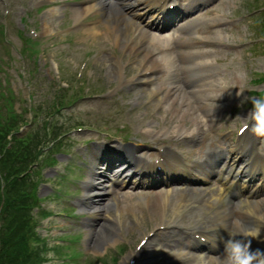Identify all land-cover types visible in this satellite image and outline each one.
<instances>
[{
    "label": "rangeland",
    "instance_id": "374dc122",
    "mask_svg": "<svg viewBox=\"0 0 264 264\" xmlns=\"http://www.w3.org/2000/svg\"><path fill=\"white\" fill-rule=\"evenodd\" d=\"M21 1L22 2L19 4L26 5L27 3H31L32 5H34L33 7H35L37 3V1L33 0ZM53 1H55L58 6H55ZM250 2L251 0H215V3L208 8V12L221 11L224 14H227V11L233 12L236 14L237 20H243V18H248V20L245 21L244 24L237 25L235 28H232V26L229 25L225 26V29L230 30L226 32L237 31L239 35L235 33L234 38L236 40L241 39V41H239L241 43L240 46L231 50L228 56L226 57L229 60L227 61L228 65L225 66L227 67L229 72H231L233 68L243 69L240 73L232 74L235 79L238 80L237 82L228 81L226 78H231V80L234 79V77H229L228 75L223 78V81L228 83L225 84L226 88L228 89L225 93L226 95L224 99L220 100L224 109L223 111H220L221 115L219 119L220 123L225 125H228L230 121L232 122L233 117H237L238 111H236L235 109L239 110L245 108V106H243L242 104L246 100L248 90H250L252 87L248 85L247 80L250 78L251 72L257 69L258 67L262 66L264 63V58L248 59L247 55L248 51H251L253 56H261V51L264 52V42L256 46H249L252 43V39L262 37V34L260 32H248L243 30L244 27L256 31L255 29L257 27L258 22L263 21L262 18H258L255 14L249 13L248 15H245L240 13L246 10V8H248L247 6ZM75 3H77L76 0H52V4L50 7H48V10H51L52 12L54 10L56 14H59V12L56 10L57 8H59L60 12L63 13L59 15L51 13L49 15H45L44 19L43 16H38V19L36 18L38 21L37 24H42L41 32L43 35L41 39H43L42 46L44 47V50L41 52V62L39 59L37 60V57L36 61L33 62L34 58L26 60V58H22L20 52L17 53V48L20 46V39L15 33L16 30L22 31L21 24L19 20H17L16 16L11 15L8 19H5V17H3V7L2 3L0 2V24H3L5 26L8 40L13 42L17 47L16 49L11 48L9 54H6V48L0 42V56H4L9 59V55L11 53L13 55L12 61H14V65L10 68V83L13 91L15 92V95L18 94V100L17 102H14V105L16 108H18V111L21 109V106H27V101L29 103L28 98H30L32 102L36 103L44 91L42 90L41 93L37 96H35L34 94L29 96L33 93L34 89L27 90L24 85V82H22V79H19L16 76V69L20 65L27 64L30 65V67H35L37 72H34L33 77L35 79L43 77L41 82L44 86L51 85L50 81H48L47 78V72L49 71L47 63L50 64V60H53L57 63L58 67L62 69V76L65 75V77L67 78L70 75L72 76V73L75 72L79 62L85 57H87L88 63L83 74H86V77L89 78V85L91 87L92 85H96L100 87L103 91L110 84L115 82V73H113L111 77L107 76L104 69H106L105 64H107V61H112V59L114 58L112 53L114 51H119L120 45H114L112 42V37H110L108 33L106 35H103V31H105L103 28V23L105 22V19H103V17L99 13H89L88 15H86L85 18H82L77 24H75L73 13ZM257 4L258 3L253 5ZM242 7H244V10H242ZM41 17L42 20L39 21V18ZM50 20H54V22L59 25L58 31L53 30V28L49 26ZM89 24H94L97 27L98 33L96 36L87 35V33L85 32L84 28ZM64 26H70V29L65 30L63 28ZM239 28L241 29L240 31L237 30ZM23 34L27 36L26 33L23 32ZM141 50L143 51L141 52ZM137 52H141L140 56L138 57L134 56ZM146 52L147 49H145L144 46L139 47V49L136 50L135 54H133L134 60L133 58L131 59V63L129 66L132 69H135L136 63H138L139 58L143 56ZM99 57L100 59L103 58L104 60L101 59L100 62L98 60ZM241 58L242 60H240ZM230 59L234 62L232 63ZM43 60H45V64L47 66L45 69L42 65ZM101 68H103L102 71ZM20 71L23 72L22 69H20ZM157 83H160V81ZM146 89V87L144 89H141L144 91V95ZM235 93L241 96L237 98ZM98 96L100 98H90L84 100L83 102H78L75 106L70 108V110H75L80 114H83V111L85 113H95L96 111H103V116L113 119L112 122L114 126L116 128H120V112L123 111L124 107L118 105L114 100L103 99L100 94H98ZM143 99L145 100L146 98L139 97L137 99V103H134L133 105H128L133 107L132 110H130V107L126 108V118L130 120L129 124L131 127L137 126L139 122L146 117V115H148L147 120H149L150 118L149 113L153 109V107L149 105H144L143 102H140ZM109 113H111L112 116ZM61 147H70L74 151H76L77 149L76 145L72 147L62 145ZM61 147H59L57 151H60ZM89 150H91V148L87 149L86 151ZM78 154V151H76V155H74V158L72 160L73 164L76 165V169L68 174L66 180H61L56 177V179H53L52 182H49L50 180L48 181L46 179L49 173V168H46L45 161H47L50 157V153L47 151L42 157L43 160L41 162L39 170L41 175L43 173L42 176L45 179L43 180V182H47L49 184V190L45 195L51 194L50 199L42 200V209H49L53 212V215L50 216L49 220L45 219L40 221L38 223V226L36 227V233H38L41 238L45 239L44 243L46 244L45 246H43L42 251V255L45 258L43 264H124V261L122 260L123 257L120 256L122 253L119 254L120 257L115 255L114 253H112L113 250L110 246L111 243H114L115 246L119 245V231L117 232V242H113L111 239H106L105 237L104 239H101L99 237L97 241L99 244V248L97 250L93 249V247L90 246L91 241L86 238L87 227L92 222V220L84 214V211L87 208L84 205L82 194L84 193L83 190L85 185L83 181H85V179H87L89 175V164L86 161L85 167H83L82 169L78 168V166H81L80 160H84L83 155L78 156ZM59 167L61 166H55L54 170L58 171V173H62L63 168ZM75 174L76 176L74 177V179H76V181L78 182L77 184L73 183V181L70 180ZM54 175H57V173H55ZM79 178L83 180L80 181L78 180ZM160 187L161 185L157 184L154 185V187L151 189L142 191H152L153 189H159ZM53 191H55L56 193H54ZM59 191H61V193ZM159 191L160 190H158L157 192ZM66 207L71 208L69 211L71 212V216L74 215L73 217L61 216V214H59V212L61 210H64ZM131 220V224L134 226L133 218ZM103 221L107 220L99 218L97 221L92 222V224L95 226L93 228L98 227V225ZM139 223L143 224L145 223V220H142ZM111 224L114 225V222L112 221ZM137 224L138 223H135V225ZM126 232L129 238H136L138 236V232H136L135 234H133V231H129V233L126 230ZM63 234H66V236L61 239L65 240H61L58 242L53 241V239H57L59 235L61 236ZM69 234L74 236L78 235V238H72ZM67 239H75V242H72L73 245L69 248L65 246L62 247L61 245L63 244L61 243H66ZM107 240L108 243L105 242ZM73 248L76 250L77 255L74 259L71 260L70 253H68V251H71ZM112 256H114L115 258H111Z\"/></svg>",
    "mask_w": 264,
    "mask_h": 264
},
{
    "label": "bare ground",
    "instance_id": "6f19581e",
    "mask_svg": "<svg viewBox=\"0 0 264 264\" xmlns=\"http://www.w3.org/2000/svg\"><path fill=\"white\" fill-rule=\"evenodd\" d=\"M102 8L105 10L106 8H115V6L113 5L112 1H110V0H103V1H97V2H92L91 0H89V1L85 2L81 7H77L73 10L74 22L75 23L79 22L84 16H86L87 13H89L91 11L100 12V14H102V15L104 14V16L106 18L105 23H104V27H105L106 31L104 32L103 35H106L107 33H108V35L113 33V35H114L113 39L116 42H118V41L121 42L122 45H123V43L127 42V39L122 41L123 33L125 34L126 37H129V39L131 40V43H134V44L138 43L140 47H142L144 44H145V47H150V46L152 47V45H153L156 48H162V47H164L165 44L167 45L166 42H165V44H162L164 41L158 40L160 38L157 39V37L154 36L150 31L134 26V23L131 20H126L124 22L125 19H119V21H117V22H119L120 25H118V23L115 20H112L113 16H111L109 14V11L107 10L106 12H104V11H102ZM84 29H85V32L87 33V35L96 36L98 33L97 27L94 25H87ZM161 57L162 56H157L158 59H160ZM101 59L104 60L103 58H101ZM101 59H100V57L98 58V60L100 62H101ZM114 63H115L114 60H112V61L109 60V61H107V64H105L106 69H104V70H105V73L107 74V76L111 77L113 75V73H115V64ZM102 70H103V68H101V71ZM168 96L171 97L172 99H176V96L174 94H169ZM188 143H191V141H188ZM164 153L165 152H162L160 154L161 156L164 155L163 156L164 160H163L162 164L163 165H166V164L174 165L176 168H174L173 176H181L180 175L181 174L180 168L182 166L185 167V165L181 161H180V163H178L175 156L171 152H167L166 154H164ZM182 178H184L185 180L196 181V179H194V177H191L187 174L182 176ZM185 180H183L182 184H186ZM115 182L119 186H121L126 181L124 179L119 180L116 177ZM135 182H137V181H132V183H135ZM138 182H140V181H138ZM246 182H249V180ZM169 183H171V182H169ZM189 190H190V188H188V187H180L179 189L175 190V192H172L169 189L159 191L158 194L156 196H154V198L151 199V201L149 203L150 207L152 208L153 213L155 215L158 213H164L165 208L169 207L171 209V216H172L173 220H175L176 218H178L180 216L181 217L188 216L191 218H198L199 214H197L198 211L196 209L208 210V211H212L213 213H215L217 210L212 205V201L216 200L218 197L223 198V196H224V194L221 193L220 189H218L217 192H215V193H211L210 191L207 193L204 189L203 190H197L196 194H195V192L190 193ZM101 191L110 193V190L107 188H102ZM94 196L101 197L102 199L100 201H98V203H96V204L94 202H89L88 205L90 206V208H99L100 209L103 207H107L108 198L106 197V195H101V196L100 195H94ZM123 196L125 198H127V197L131 198L132 197V195H127V194H124ZM139 200H143V198L134 200L133 202H127V203H125L124 207H122L123 211L125 213L127 222H128V229L131 231L134 229V227L131 225L130 215L133 216V218L135 220H138L142 216V206H141L142 202H140ZM196 203H197V205H195ZM243 209L246 212L243 215L241 214L240 217L245 219V220H248L247 218L253 212V207L248 202H244V208ZM225 211L222 213V218H225V216H226ZM99 215L104 217V219H108L109 217H112V221L114 222V225H112L109 221H103L96 228H92V227L88 228L87 233H86V238L91 241L90 246H92L93 249H95V250H97L99 248V244L97 242L99 237L101 239H104V237L106 239H111L113 242L116 241L118 223L115 221L117 218L120 219L122 214H120V212H117L116 219L112 216V214L108 213V211H107L106 215H102V214H99ZM217 215H218V213L216 212L214 214V221H215L216 225H218ZM263 218H264V213H262L261 216H258V219L256 221L252 219L253 220L252 223L249 224L248 226H246L245 228H242L241 230L253 233L254 235L250 236V238L264 242V219ZM119 222H120V220H119ZM235 228H236V230H233L232 232L238 231V229H239L238 223L235 224ZM109 236H111V237H109ZM162 239H176V238L163 237ZM107 241H105V242H107ZM203 251L209 252L211 250L206 248V247H203L202 249L195 251L196 253H193V258H190V259H192L191 264H205L202 261L203 257H201ZM255 257L260 258V256H257V255ZM177 258H179V257H177ZM180 263L184 264L185 260L181 261ZM209 263H207V264H209ZM211 264H213V263H211Z\"/></svg>",
    "mask_w": 264,
    "mask_h": 264
},
{
    "label": "trees",
    "instance_id": "16d2710c",
    "mask_svg": "<svg viewBox=\"0 0 264 264\" xmlns=\"http://www.w3.org/2000/svg\"><path fill=\"white\" fill-rule=\"evenodd\" d=\"M21 144L22 142H20ZM5 151L3 163L8 160L13 161L15 154L7 152V149ZM29 151L28 149L27 157L31 154ZM15 161L16 165L12 162L8 167L3 165L0 168L2 179V196L1 194L0 196L3 198L2 207H0V219L2 221L0 228V264H36L31 261L33 253L29 249L28 235L20 228L25 224L24 214L26 213L23 206H26V203H22L24 200L21 197L24 193L22 183L17 178V170H20L24 162L22 161L21 164L17 159Z\"/></svg>",
    "mask_w": 264,
    "mask_h": 264
},
{
    "label": "clouds",
    "instance_id": "9594fccd",
    "mask_svg": "<svg viewBox=\"0 0 264 264\" xmlns=\"http://www.w3.org/2000/svg\"><path fill=\"white\" fill-rule=\"evenodd\" d=\"M252 108L248 112L251 118V125H245L250 128L253 135L264 137V97H253L249 101ZM228 239L224 241V260L223 264H253V260L257 253L264 256V252L250 250V241L247 237L254 235L251 232L237 231L227 232Z\"/></svg>",
    "mask_w": 264,
    "mask_h": 264
}]
</instances>
